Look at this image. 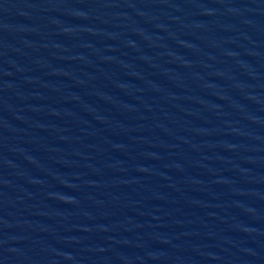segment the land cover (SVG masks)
Listing matches in <instances>:
<instances>
[{
  "label": "water",
  "instance_id": "water-1",
  "mask_svg": "<svg viewBox=\"0 0 264 264\" xmlns=\"http://www.w3.org/2000/svg\"><path fill=\"white\" fill-rule=\"evenodd\" d=\"M0 264H264V0H0Z\"/></svg>",
  "mask_w": 264,
  "mask_h": 264
}]
</instances>
